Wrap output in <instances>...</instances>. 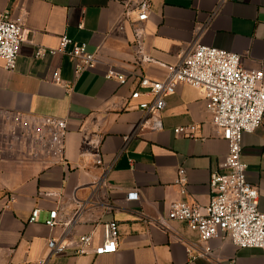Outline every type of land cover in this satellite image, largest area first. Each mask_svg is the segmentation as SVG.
Returning a JSON list of instances; mask_svg holds the SVG:
<instances>
[{
  "label": "crops",
  "instance_id": "crops-1",
  "mask_svg": "<svg viewBox=\"0 0 264 264\" xmlns=\"http://www.w3.org/2000/svg\"><path fill=\"white\" fill-rule=\"evenodd\" d=\"M124 1L0 0V11L23 16L29 29L16 68L5 69L0 59V264H38L47 255L48 239L63 235L86 203L67 233L66 252L49 264H264L263 249L237 248L220 239L210 241L209 257L193 258L189 247L198 242V233L181 221L171 222L173 230L159 223L176 201L210 203V175L228 152L204 91L179 83L166 96L163 128L135 133L143 117L139 102L148 97L131 99L136 81L120 85L105 77L114 68L161 80L167 65L178 63L195 41L240 54L247 69L264 70V0H151L141 25L143 49L152 58L147 62L136 55L130 24L118 28ZM62 36L85 43L96 53L97 67L75 78L71 59L50 53ZM38 47L47 50L42 57L35 56ZM56 72L61 84L54 80ZM11 114L67 120L64 160L13 143L1 128ZM188 125H195V137L174 132ZM92 131L103 138L101 166L81 155L83 135ZM242 161L264 212V119L244 135ZM107 167L108 186L96 187ZM180 167L188 177L185 194L176 184ZM133 190L138 198L129 200ZM36 208L38 220L29 222ZM54 209L62 224L51 228L45 220ZM110 220L118 225L117 251L77 255L80 236L93 232V246L101 244L103 224Z\"/></svg>",
  "mask_w": 264,
  "mask_h": 264
},
{
  "label": "built area",
  "instance_id": "built-area-1",
  "mask_svg": "<svg viewBox=\"0 0 264 264\" xmlns=\"http://www.w3.org/2000/svg\"><path fill=\"white\" fill-rule=\"evenodd\" d=\"M123 6L118 28L123 30L126 23L130 24L138 59L141 62L151 61L152 58L143 49L144 35L141 27L148 19L151 0H125ZM28 32L23 16L0 11V59L5 69L13 71L16 68L21 46L27 40ZM46 52L44 47H38L35 56L42 57ZM56 52L71 59L75 78L85 71L95 69L99 64L96 53L90 52L85 43L67 36L61 37L58 49L50 51L51 54ZM241 59L238 53L195 41L181 54L178 63L167 65V74L161 80L135 73L123 74L114 68H109L105 74L107 79H116L120 85L136 81L137 87L131 91V99L148 97L139 102L138 107L143 117L135 133L142 129L160 131L163 128L162 113L166 107V96L173 94L179 83L204 91L206 109L212 117V123L228 143L224 160L210 175L211 201L206 207L176 201L172 203L167 217L159 220L168 230H173L172 221H181L198 233V242L189 247L193 258L209 257L212 253V239L231 241L237 248L255 247L264 250V212L259 209L260 194L258 187L249 182L247 165L242 161L244 135L255 132L264 119V70L247 69L242 65ZM54 80L59 84L63 82L58 72L54 74ZM64 85L66 88L72 87L71 82ZM15 120L16 123L28 124L27 129L36 140L34 147L37 150L55 155L60 161L64 160L65 139L69 131L67 120L50 116L33 119L18 114L6 115L4 118V121ZM195 128V125L180 126L174 132L195 137ZM102 144L103 138L98 131L83 135L81 155L90 156L97 166L103 165ZM110 168L107 167L103 176L95 181L96 187L108 186ZM176 184L182 194L187 192L188 177L183 167L178 170ZM127 198L137 199L138 191H129ZM9 200H13V196ZM86 204L77 212L74 220L66 223L67 231L63 235L48 239L47 255L38 264H49L52 258L66 252L67 233L82 216ZM39 213V209H34L29 222L37 221ZM45 224L51 228L62 224L57 209L49 212ZM103 228L104 241L101 244L93 246V232L83 234L75 253L98 255L117 251V222H105Z\"/></svg>",
  "mask_w": 264,
  "mask_h": 264
},
{
  "label": "rangeland",
  "instance_id": "rangeland-1",
  "mask_svg": "<svg viewBox=\"0 0 264 264\" xmlns=\"http://www.w3.org/2000/svg\"><path fill=\"white\" fill-rule=\"evenodd\" d=\"M28 124L16 123L15 121H4L1 128L5 129L4 134L11 138L13 143L26 146H34L36 140L32 137L30 131L27 129Z\"/></svg>",
  "mask_w": 264,
  "mask_h": 264
}]
</instances>
